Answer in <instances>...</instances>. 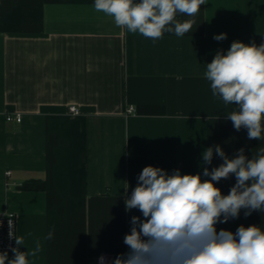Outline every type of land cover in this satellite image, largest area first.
I'll return each instance as SVG.
<instances>
[{
    "label": "crops",
    "instance_id": "obj_1",
    "mask_svg": "<svg viewBox=\"0 0 264 264\" xmlns=\"http://www.w3.org/2000/svg\"><path fill=\"white\" fill-rule=\"evenodd\" d=\"M177 19L195 23L152 40L116 26L94 0H0V211L16 213L21 251L39 244L30 264L126 253L130 218L141 213L125 211V192L146 166L202 175L223 163L214 153L203 164L209 147L229 158L243 148L249 159L264 148L234 129L225 117L235 106L204 75L233 41L264 44V0H205L194 18ZM16 112L21 121L7 119ZM235 182L216 186L227 195ZM244 211L217 231L264 230V212Z\"/></svg>",
    "mask_w": 264,
    "mask_h": 264
},
{
    "label": "clouds",
    "instance_id": "obj_2",
    "mask_svg": "<svg viewBox=\"0 0 264 264\" xmlns=\"http://www.w3.org/2000/svg\"><path fill=\"white\" fill-rule=\"evenodd\" d=\"M205 0H94V8L114 19L116 26L146 38L158 40L164 32L177 36L189 33L194 19L180 21L178 14L194 18ZM227 38L225 33L213 37ZM211 92L225 106L234 105L226 114L236 131L247 130L249 140H261L264 133V44L233 41L226 54L217 51L204 73ZM214 153L223 161L218 167L201 173L181 174L174 169L146 166L137 178L131 196L125 192V211L137 209L141 216H131L130 232L123 243L128 251L112 264H264V230L256 225H240L235 232L220 229L217 224L238 219L244 209L264 212V148L251 159L238 150L229 158L220 145L202 153L204 165H210ZM235 177L227 195L216 184ZM127 190V188H126ZM53 233H48L51 239ZM14 236L17 247L13 258L0 252V264H30L39 244L26 252L24 238ZM103 264L104 257L100 258Z\"/></svg>",
    "mask_w": 264,
    "mask_h": 264
},
{
    "label": "built area",
    "instance_id": "obj_3",
    "mask_svg": "<svg viewBox=\"0 0 264 264\" xmlns=\"http://www.w3.org/2000/svg\"><path fill=\"white\" fill-rule=\"evenodd\" d=\"M69 110L72 113L79 112V108L76 104H71L69 106ZM127 111L133 112L134 107L130 106ZM7 119L21 121L22 115L19 112L8 114ZM10 233H13V235L17 236V215L13 211H0V252L8 253L9 250L15 247L16 243L14 236H10ZM101 257H104L103 264H112V261L114 260L107 254H101L98 256L96 264H101Z\"/></svg>",
    "mask_w": 264,
    "mask_h": 264
}]
</instances>
